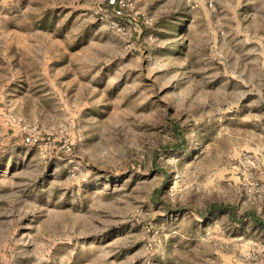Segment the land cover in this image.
I'll list each match as a JSON object with an SVG mask.
<instances>
[{"label": "rangeland", "instance_id": "obj_1", "mask_svg": "<svg viewBox=\"0 0 264 264\" xmlns=\"http://www.w3.org/2000/svg\"><path fill=\"white\" fill-rule=\"evenodd\" d=\"M0 264H264V0H0Z\"/></svg>", "mask_w": 264, "mask_h": 264}, {"label": "built area", "instance_id": "obj_2", "mask_svg": "<svg viewBox=\"0 0 264 264\" xmlns=\"http://www.w3.org/2000/svg\"><path fill=\"white\" fill-rule=\"evenodd\" d=\"M120 2H121V3H123V2H124V0H120Z\"/></svg>", "mask_w": 264, "mask_h": 264}]
</instances>
